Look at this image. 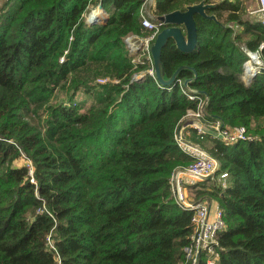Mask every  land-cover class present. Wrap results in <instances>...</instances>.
<instances>
[{
	"label": "trees",
	"instance_id": "16d2710c",
	"mask_svg": "<svg viewBox=\"0 0 264 264\" xmlns=\"http://www.w3.org/2000/svg\"><path fill=\"white\" fill-rule=\"evenodd\" d=\"M95 1L0 3V264H190L192 213L175 199L170 177L193 160L176 133L197 102L178 82L133 80L149 67L125 41L149 33L141 0H104L107 20L88 23ZM183 1L158 0L156 12ZM240 8L219 3L208 11L218 21L197 13L198 46L185 52L170 38L162 61L167 76L194 67L197 77L184 68L179 78L207 99V117L252 135L228 144L191 129L229 184L209 177L190 188L224 210L217 264H264V72L249 84L240 77L241 44L258 48L264 24L241 19ZM43 202L52 215L38 212ZM198 264H208L207 254Z\"/></svg>",
	"mask_w": 264,
	"mask_h": 264
},
{
	"label": "built area",
	"instance_id": "2783aa9c",
	"mask_svg": "<svg viewBox=\"0 0 264 264\" xmlns=\"http://www.w3.org/2000/svg\"><path fill=\"white\" fill-rule=\"evenodd\" d=\"M103 1L96 0L95 3L90 5L85 15L88 23L105 22L107 20L109 14L103 7ZM256 1L258 7L255 10H251V13H259L260 20L264 24V0ZM157 3L158 0H141L139 8L140 19L142 25L149 30V33L145 36L129 34L125 37L131 53L135 55L143 54L141 56L149 63V67L136 73L133 80H141L147 75L158 80L151 52V46L163 26V22L158 19L156 12ZM94 11L96 13L92 14ZM263 47L264 42L256 49L243 46L246 59L243 62L240 77L247 84L258 74L264 72ZM135 59L137 60L138 57ZM106 80L107 78L105 77L98 78L100 82H105ZM176 82L183 87V91L190 99L197 102V107L187 110L176 133L177 143L193 157V160L188 165L177 167L170 177L175 199L182 206L191 210L192 213L193 231L190 235L191 244L185 247L186 257L190 264H198L201 254L204 253L207 254L208 264H217L218 234L226 227L224 210L219 204L213 208L212 202L207 199H191L188 196V188L189 185L196 184L205 178L215 177L214 175L220 170V162L211 153H208L209 151L204 147L190 141L189 133L191 129H194L199 138H204L206 135L213 133L215 137L228 144L247 140L252 138V135L248 133L245 125L231 126L224 124L220 119H209L205 111L207 99L197 92L188 90L181 78ZM23 156L26 158L25 165L28 168L29 179L32 183H36L33 162L24 154ZM217 177L218 181L222 183V187L226 188L229 184V172L222 170ZM36 194L38 195V190H36ZM38 212H46L52 215L45 202L38 208ZM47 242L50 247L55 248L51 233L47 236Z\"/></svg>",
	"mask_w": 264,
	"mask_h": 264
},
{
	"label": "water",
	"instance_id": "95a60500",
	"mask_svg": "<svg viewBox=\"0 0 264 264\" xmlns=\"http://www.w3.org/2000/svg\"><path fill=\"white\" fill-rule=\"evenodd\" d=\"M217 2H206L200 0L198 2L188 3L184 8H176L174 10L161 13L158 19L166 24L157 34L152 46L151 52L154 61L155 74L162 85H172L179 79V73L184 68H191L195 71L194 77H197L196 69L188 64L180 65L171 76H167L162 61V49L170 38L175 41L177 47L185 52L194 50L199 43V31L196 23L195 15L197 13L207 18L218 21L215 13H208L207 9L215 7ZM190 79L183 81L186 87L189 86Z\"/></svg>",
	"mask_w": 264,
	"mask_h": 264
},
{
	"label": "rangeland",
	"instance_id": "374dc122",
	"mask_svg": "<svg viewBox=\"0 0 264 264\" xmlns=\"http://www.w3.org/2000/svg\"><path fill=\"white\" fill-rule=\"evenodd\" d=\"M4 0H0V3L1 2H3ZM193 1H200V0H184L183 2H184V5H183V7H185V4L186 3H193ZM217 1H219V3H222V2H227V3H229V4H231V3H233V2H235V3H239V5H240V7H242V9L240 10V12L242 13V16H241V19H243V18H248L249 20H251V21H258V19L260 20V14L259 13H251V10H255L257 7H258V3H257V1L256 0H212V2H217ZM228 12L229 11H226L225 12V14H228ZM227 24H230V25H233V27H234V29H238L240 26L238 25V23H236V22H234V21H232V22H228ZM163 28V27H162ZM161 28V29H162ZM242 49L244 50V48H243V46H245V44H244V42H242ZM184 81V80H183ZM89 103H90V101H89ZM193 134H192V132H190L189 133V137L190 136H192ZM209 136H212V137H215L214 135H213V133L212 134H209ZM206 137H204L203 139H205ZM206 140V139H205ZM190 141H192V142H194V143H197V144H199V142H195L194 140H192V138L190 137ZM200 146H202L201 144H199ZM207 145H208V142H207ZM203 147V146H202ZM205 148V147H204ZM206 149V148H205ZM207 150V149H206ZM208 151V150H207ZM208 153H210V152H208ZM216 158V157H215ZM217 159V158H216ZM218 160V159H217ZM219 161V160H218ZM22 162V161H21ZM23 162H24V164H25V162H26V158L25 157H23ZM220 162V161H219ZM217 175H218V173L216 174V175H214L215 177H211L212 179H210L211 181L210 182H208V184H211L212 182H217V183H219L221 186H222V183L220 182V181H218V177H217ZM188 196L191 198V199H201V198H203V199H207V200H209V201H211L210 199L211 198H208V197H206V196H203V197H196V194H195V191H193L192 189H190L189 191H188ZM212 202V201H211Z\"/></svg>",
	"mask_w": 264,
	"mask_h": 264
},
{
	"label": "crops",
	"instance_id": "0c3cea01",
	"mask_svg": "<svg viewBox=\"0 0 264 264\" xmlns=\"http://www.w3.org/2000/svg\"><path fill=\"white\" fill-rule=\"evenodd\" d=\"M193 2H197V1H193ZM189 3H190V2H189ZM186 4H188V3H186ZM215 7H216V6H215ZM190 137H192V136H190ZM190 186H191V185H189V188H188L189 190L191 189ZM212 206H213V208H215V207L217 206V202H216V201H212Z\"/></svg>",
	"mask_w": 264,
	"mask_h": 264
},
{
	"label": "flooded vegetation",
	"instance_id": "af4514ba",
	"mask_svg": "<svg viewBox=\"0 0 264 264\" xmlns=\"http://www.w3.org/2000/svg\"><path fill=\"white\" fill-rule=\"evenodd\" d=\"M206 2H212V0H206ZM212 8H214V7H212ZM212 8H208V9H207V12L210 11ZM165 26H166V24H163L162 27H165Z\"/></svg>",
	"mask_w": 264,
	"mask_h": 264
},
{
	"label": "bare ground",
	"instance_id": "6f19581e",
	"mask_svg": "<svg viewBox=\"0 0 264 264\" xmlns=\"http://www.w3.org/2000/svg\"><path fill=\"white\" fill-rule=\"evenodd\" d=\"M96 12L94 11L92 14H95Z\"/></svg>",
	"mask_w": 264,
	"mask_h": 264
}]
</instances>
